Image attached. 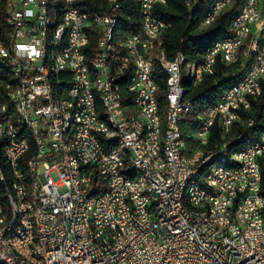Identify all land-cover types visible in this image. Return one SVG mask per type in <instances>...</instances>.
Segmentation results:
<instances>
[{
	"label": "built area",
	"instance_id": "2783aa9c",
	"mask_svg": "<svg viewBox=\"0 0 264 264\" xmlns=\"http://www.w3.org/2000/svg\"><path fill=\"white\" fill-rule=\"evenodd\" d=\"M163 2L157 0V3ZM41 3L42 0H16L11 11L16 22L14 49L5 50L3 47V53H0L3 59L19 70L23 91L15 97L24 99L25 114L40 136L41 157L34 163L39 181L41 235L44 241V250L39 253L46 254L52 264H264V207H260V200L251 189V166L260 165L262 179L264 137L247 153L238 155L236 169H224L211 175L209 177H214V184L202 181V188L194 189L193 202H202V205H209L214 210H222L223 219L192 218L184 216L178 209V187L184 178H199L203 166L186 169L188 159L177 158L175 153V145H178L175 125L181 124L188 107L187 98L193 96L191 91H184L180 87V75L185 69L178 68V61L167 63L174 75L169 167H162L155 148V135H148V138L157 153V161L147 164L145 158L141 157L135 136H131L124 127L122 102L126 96H133L137 107L139 99H146L147 109H144V114H137L136 119L151 118L153 125L155 103L150 98V91L154 90V85L152 77H146L144 73V51H148L151 46L163 45L166 24L159 23L158 15L150 12V0H145V6H138V0H124L123 3L126 5V16H129L127 12L134 3L139 12V25L134 34L125 33V37H130L131 49H125V56H117V65H127L129 72H132V61L141 62V75L132 74L130 84L124 85L132 87V95H114L109 92L110 78L104 75L101 65L103 46L99 51L97 66L104 95L110 101L111 118L117 126V133L109 138L121 137L129 142L136 154L137 166L149 172L151 189L163 192L166 205L151 209L152 197L142 200L136 189L137 180L127 178L126 170H121L120 154L110 149L109 138H106L108 152L100 151L97 139L102 138V132L89 105L86 113H80L78 124L85 139L83 153L88 155L90 161L86 182L89 189L91 177H102L103 187L92 203L95 231L86 230L82 195L87 189L74 187L75 172H69L67 155L62 154L61 150V126L66 113L52 105L49 77H43L39 67ZM205 7H210V15L207 16L210 17L217 3L208 5L207 0ZM117 10L115 0H112L109 9H101L104 17L103 45L106 23L111 16H117ZM66 16H69L73 28L70 52L75 58V69L72 71L75 89H82L78 49H85L81 30H88V26L86 17L81 16L79 10L69 9ZM207 17H203V26ZM259 29H264V4L263 8H255L254 0H250L237 19V25L230 26V31L226 33L233 34V42H222L221 36L219 44L213 49H202L204 75L209 69L211 55H218L220 60V54H227L231 60V55L238 49V41L248 39L247 56L243 58L242 66L234 67L232 72H243L242 83L232 90L230 96L210 103L207 108L209 117L194 116L197 120L196 131L202 132V139L206 125L216 124L218 131L219 123H226L227 126L228 114H235L236 125L246 123V127H249L255 124L254 118L244 113L251 109L252 102L258 98L252 97V89H260L261 93V80L264 77V37H259ZM150 30H161L160 39H151ZM57 33L58 29L56 39ZM50 68L56 70V66ZM60 78L61 74L56 72V79L60 81ZM135 82H144L145 93H138ZM75 89L69 98L74 104H80V99H87V96L75 97ZM239 89H248V96L240 97ZM6 115L8 126H0V129L9 143L13 169L16 149L22 145L19 138L10 135L12 125L9 123V114ZM188 141L192 143L195 156L198 143H193V138ZM225 147L221 148L219 155H222ZM25 208L26 204L23 203L22 211L13 209L14 215L24 214L23 233L18 238V244L24 249L27 232ZM251 212H259V219H251ZM26 253L29 255V252ZM0 255L10 263L17 264L7 256L3 247H0Z\"/></svg>",
	"mask_w": 264,
	"mask_h": 264
},
{
	"label": "bare ground",
	"instance_id": "6f19581e",
	"mask_svg": "<svg viewBox=\"0 0 264 264\" xmlns=\"http://www.w3.org/2000/svg\"><path fill=\"white\" fill-rule=\"evenodd\" d=\"M96 9L90 12L82 11L78 1L69 0H42L40 7V43L41 51L39 56V67L42 69L43 77L48 78L49 98L56 109L66 113L64 124L61 126V150L67 155L69 172H75L73 183L75 188L87 189L82 195V206L84 225L87 231H95V218L92 203L97 198L100 188L103 187L102 177H91V184L88 189L86 182L87 168H90L88 155L83 153L85 149V139L82 135L81 127H78L80 113H86L91 105L96 123L102 132V138L97 139V146L101 152H108V141L106 138L117 133L115 121L111 118L110 101L106 99L101 86V73L98 71L99 51L101 52V65L105 76L109 77L108 90L114 95H132V87L124 86L130 84L133 75H141V62L132 61V72H129L127 65H117V56H125V49H131L130 37L126 34H134V31L125 30L120 26L125 16L123 12L124 0H115V7H118L117 16H111L106 23L105 39L103 45L104 17L101 9H109L112 0H95ZM133 1V0H126ZM234 0H208V5H216L210 17V7H205L200 19V26L205 27L214 22L227 6ZM230 19V26L237 25L243 8H246L250 0H241ZM16 0H6L5 20L10 26L5 41H0V53L5 50L14 49L16 39V22L11 13ZM157 0H150V12H154V5ZM239 4V3H238ZM264 0H254L255 8H263ZM138 6H145V0H138ZM71 10H79L81 16L86 17L88 30H81V37L85 40V49H78L79 68L81 76V88L75 89L73 69H75V58L70 52L73 42V28L69 16L66 13ZM203 17L205 26H203ZM159 23H168L159 17ZM57 39H56V31ZM222 42H233V34H224ZM215 38L204 49H213L220 42V37ZM151 39H160L161 30H150ZM259 37H264V29H259ZM94 41V45L91 42ZM248 39L238 41V49L231 55V60L227 54H220V61L225 66L240 67L243 58L247 56ZM159 54V55H158ZM218 55H211L209 59V69L205 71V59L203 50L194 60H187L181 52H177L173 58L166 56L163 45L151 46L148 51H144V73L146 77H152L154 90L150 91V98L155 103L153 108V125L151 118H138L137 114H144L147 109L146 99L138 100V107L133 96H126L122 102V113L124 116V127L129 130L131 136H135L137 147L141 157L145 158L147 164H154L157 161V153L148 135H155V148L162 167H169L171 163L170 155V116L172 114V92L174 87V75L170 71L167 63L178 61V68L185 69L180 75V87L184 91H192L199 86L204 77L215 72V65ZM158 63L165 73V102L162 104L157 99V84L153 78V65ZM117 65V66H116ZM50 66H56V70H51ZM0 69L5 70L8 78L2 80V91L0 92V126H8L9 114L10 135L21 140V145L16 149L12 161L9 153L8 140L4 139V132L0 129V247H3L7 256L11 257L17 264H52L47 255L39 253L44 250V241L41 235V206L39 203L38 191L39 181L35 173L34 163L41 157L40 136L35 131V127L30 123L28 115L25 114L24 99H16L23 91V82L19 77V70L9 61L0 55ZM57 74H61L60 81L56 79ZM229 81L221 90L217 99L230 96L232 90L238 88L243 81V72L231 73ZM227 77V78H228ZM197 79V80H196ZM75 89V97L87 96V99H80V104H74L69 98V94ZM135 89L138 93H145L144 82H135ZM260 89H252V97H258ZM240 97L248 96V89H239ZM188 107L184 111L186 114L209 117L210 104L202 105L198 96L187 98ZM192 117V116H191ZM195 121V120H194ZM236 124L235 114H228L226 123H219L221 140L208 142V135L212 127L216 124L206 125L202 132L196 131V125L190 129V136L195 146V156H193V146L185 138L180 124L175 125L176 141L175 153L177 158L186 160V169L203 168L199 171V178H184L178 187L177 206L186 217L223 219L222 210H214L209 205H202V202H193V192L196 188H202V181L207 184H214V177L222 170L236 169L238 155L247 153L260 142L264 137V131L253 138L243 147H233L234 139L224 140L225 134L229 132L233 124ZM237 125L246 127V123ZM146 132V133H145ZM201 139V140H200ZM188 144V145H186ZM226 146V147H225ZM109 147L114 149L116 154H120L121 170H126V177L136 181V189L142 200L151 201V209H159V205H166V198L159 189H151L152 178L146 170L137 166V157L128 141L121 137L109 138ZM225 147L222 155H219L221 148ZM218 155V156H217ZM193 156V157H192ZM192 157V158H191ZM252 180L251 189L255 191V196L260 200V207H264V195L261 193V167L251 166ZM21 191H20V189ZM22 193V194H21ZM26 204L25 222L27 224L25 249L18 244L19 235L23 233L24 214H15V211H22V205ZM251 219H259V212H251ZM29 252V255L26 253ZM0 264H12L0 255Z\"/></svg>",
	"mask_w": 264,
	"mask_h": 264
},
{
	"label": "trees",
	"instance_id": "16d2710c",
	"mask_svg": "<svg viewBox=\"0 0 264 264\" xmlns=\"http://www.w3.org/2000/svg\"><path fill=\"white\" fill-rule=\"evenodd\" d=\"M206 1L164 0L163 3H156L154 5V12L169 24L163 33V48L168 58L171 59L177 52H181L187 60L197 59L202 49L208 46L218 36L230 31L229 24L231 16L242 1L234 0L231 5L221 11L214 22L202 27L200 26V19L205 10ZM78 5L82 11L90 12L96 9L97 2L95 0H78ZM5 12L6 0H0V41H5L11 31L10 26L6 24ZM123 12L126 16V5L123 7ZM127 14L129 16H126L125 19L123 18L120 26L125 30L134 31L139 25L137 4L134 3ZM91 44L90 48L94 45L93 40ZM233 71V66H225L220 60H217L214 74L205 76L203 82L192 89L191 94L198 96V100L202 105L213 103L217 94L221 92L225 83L229 81L228 75ZM152 73L157 84V99L163 104L165 102L166 91L165 73L156 62L153 65ZM7 74L5 70L0 69V92L3 89L2 80L8 78ZM244 114L253 117L255 124L249 127H243L234 123L224 137V140L227 141L234 139L231 146L236 148L245 146L253 138L257 137L260 132L264 131V77L261 80V93L252 102L251 109ZM196 123L197 120L193 114H186L181 121V130L185 138L188 136L187 140L191 138L189 135L191 133L190 129ZM220 140V133L217 126L214 125L208 135V143L211 144L213 141ZM260 186L261 193L264 195V168H262Z\"/></svg>",
	"mask_w": 264,
	"mask_h": 264
},
{
	"label": "rangeland",
	"instance_id": "374dc122",
	"mask_svg": "<svg viewBox=\"0 0 264 264\" xmlns=\"http://www.w3.org/2000/svg\"><path fill=\"white\" fill-rule=\"evenodd\" d=\"M186 145H188V144H186Z\"/></svg>",
	"mask_w": 264,
	"mask_h": 264
}]
</instances>
